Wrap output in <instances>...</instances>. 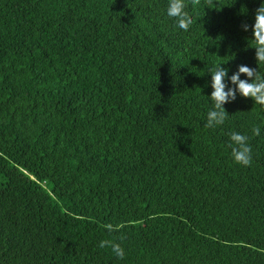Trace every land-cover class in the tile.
Listing matches in <instances>:
<instances>
[{
	"label": "trees",
	"instance_id": "trees-1",
	"mask_svg": "<svg viewBox=\"0 0 264 264\" xmlns=\"http://www.w3.org/2000/svg\"><path fill=\"white\" fill-rule=\"evenodd\" d=\"M168 2L0 0V264H264V105L232 83L264 78V0H184L187 33Z\"/></svg>",
	"mask_w": 264,
	"mask_h": 264
},
{
	"label": "clouds",
	"instance_id": "clouds-1",
	"mask_svg": "<svg viewBox=\"0 0 264 264\" xmlns=\"http://www.w3.org/2000/svg\"><path fill=\"white\" fill-rule=\"evenodd\" d=\"M186 5L184 0H169L167 7V16L175 20V26L178 30L187 33L192 25V19L185 11ZM244 30L249 31V25H244ZM253 40L256 42L255 49L256 60L258 63H264V2L255 13V22L251 26ZM246 75L251 78L254 71L247 66H241L238 74L232 77V83L238 85V91L244 98H251L255 103L264 105V78L256 75L255 82L249 83L247 80L241 81L240 75ZM227 76V70L220 66L214 70L212 75L214 91L211 100L214 101L215 107L209 111L207 117V126L213 127L224 124L227 118V112L223 105L228 102V98H235V92L230 90L225 92L226 85L224 80ZM255 135L259 136L261 129L257 127L254 129ZM233 142L232 157L234 162L243 166H250L252 164V149L248 144V137L240 133H233L231 136ZM109 244L103 242L101 247ZM112 251L118 258H124V250L119 244H111Z\"/></svg>",
	"mask_w": 264,
	"mask_h": 264
}]
</instances>
